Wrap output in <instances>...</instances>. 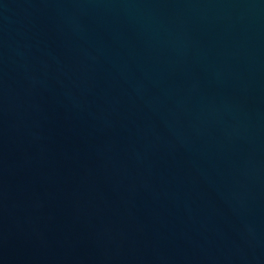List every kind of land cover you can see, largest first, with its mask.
Masks as SVG:
<instances>
[{
  "label": "water",
  "instance_id": "obj_1",
  "mask_svg": "<svg viewBox=\"0 0 264 264\" xmlns=\"http://www.w3.org/2000/svg\"><path fill=\"white\" fill-rule=\"evenodd\" d=\"M0 264H264V0H0Z\"/></svg>",
  "mask_w": 264,
  "mask_h": 264
}]
</instances>
